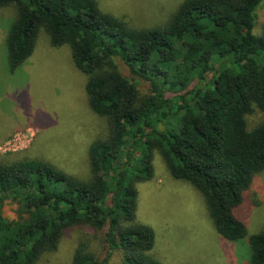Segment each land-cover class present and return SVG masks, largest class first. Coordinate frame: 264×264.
Returning <instances> with one entry per match:
<instances>
[{"label":"trees","instance_id":"1","mask_svg":"<svg viewBox=\"0 0 264 264\" xmlns=\"http://www.w3.org/2000/svg\"><path fill=\"white\" fill-rule=\"evenodd\" d=\"M261 2L184 0L165 23L138 28L97 0H0L16 10L6 38L11 71L45 29L53 46L70 47L90 108L109 123L90 146L91 178L41 158L0 160V264H38L69 235V264H166L152 254L154 229L137 220L155 150L175 179L202 193L222 237L248 235L238 208L264 171ZM257 110L263 117L252 127ZM7 201L17 218L4 216ZM249 241L252 264H264V229Z\"/></svg>","mask_w":264,"mask_h":264},{"label":"rangeland","instance_id":"2","mask_svg":"<svg viewBox=\"0 0 264 264\" xmlns=\"http://www.w3.org/2000/svg\"><path fill=\"white\" fill-rule=\"evenodd\" d=\"M97 1L104 12L143 28L165 23L184 0ZM15 16L13 6L0 9V160L41 158L75 177L91 178L90 146L107 136L108 119L90 108L87 76L75 66L70 47L53 46L45 29L33 55L11 71L6 38ZM255 17L254 33L263 35L264 0ZM262 117L255 111L248 116L249 125ZM153 165L154 178L139 185L137 220L155 231L154 257L166 264H252L250 236L264 229V171L257 173L238 208L248 235L231 241L215 229L202 193L175 179L158 150ZM3 213L17 218V203L7 201ZM73 233L78 240L86 228ZM70 241L69 235L38 264H69L75 249ZM99 253L105 252L99 247ZM113 261L120 263L121 254H114Z\"/></svg>","mask_w":264,"mask_h":264}]
</instances>
